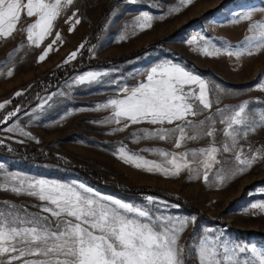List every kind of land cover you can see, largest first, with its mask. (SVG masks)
Wrapping results in <instances>:
<instances>
[{
  "label": "rangeland",
  "instance_id": "1",
  "mask_svg": "<svg viewBox=\"0 0 264 264\" xmlns=\"http://www.w3.org/2000/svg\"><path fill=\"white\" fill-rule=\"evenodd\" d=\"M173 8L180 10L173 12ZM260 9H264V0H192L187 6H182L180 0H136L134 4L128 3V0H74L54 22L52 34L39 47L29 45L22 31H17L8 39L0 38V103H11L15 93L23 94L38 77L70 65L84 50L89 59L103 60L128 55L156 43L152 49L135 59L90 67L65 76L54 90L41 95L32 107L16 112L7 122L0 123V145L7 146L8 150L13 147L37 148L87 167L115 183L161 190L218 221L207 220L172 201L153 197L166 214L188 218L190 221L195 218V222L189 223L183 232L180 243L211 228L217 233H223L232 243L255 247L257 251L264 253V211L251 208L253 203L264 202V159L255 162L244 173L219 184L211 174L210 181L205 183L202 177H190L187 170L173 178L149 174L123 163L114 155L121 144L129 151L140 152L146 159L157 162L161 159L158 155L140 150L157 148L179 153L207 147L213 142L220 148L225 142L222 133L224 125L219 124L220 117L215 114L216 108H224L226 105L234 107L249 101L254 113L264 112V91L257 87L264 82V49L239 58L227 54L210 57L199 51L205 46V41L200 40V36H204L210 45L218 48H222L225 43L238 46L246 35H250L247 31L250 22L233 21L249 10H256L253 21H262L264 12L259 11ZM73 12L77 13L80 23L70 33L69 27L72 25L65 21ZM142 12L153 17L151 27L142 31L137 28L133 34L131 23ZM33 19L22 18L18 27L25 28ZM56 32L61 34L62 42L53 44L46 59L37 62L44 49L53 43ZM121 35L126 38L121 40ZM192 37H197V40L189 44ZM81 44L84 45L83 48H80ZM77 49L79 51L75 59L65 64V59ZM167 61L180 64L211 82L214 89L211 96L213 108L195 119L213 116L218 130L214 138L189 141L182 148L176 149L174 141L142 140L133 143L130 139V134L139 129L159 126L139 124L132 125L123 132H112L117 125L100 123L111 115V110L96 111L98 104L115 98L119 87H131L143 81L144 76L138 73H144L155 64ZM9 69L13 72L10 77L7 75ZM87 72H102L107 75L98 83H73L77 76ZM216 85L224 91H215ZM49 96H52L51 100H48ZM45 101L48 103L45 104ZM10 103L0 109V121L9 114L5 109ZM13 126L22 128L34 139L20 135L19 131H5ZM239 144L245 153L249 152V146L252 150H264V128L249 133L246 138L239 140ZM219 155L230 160L233 157L232 153L222 151ZM0 165H3L0 172L63 183H83L97 193L124 202L146 204V197L129 199L103 191L78 175L51 163H28L26 166L31 167V171H27L18 159L0 155ZM0 201H11L17 205L38 203L28 196H17L8 191H0ZM164 204L168 205L167 209H164ZM248 232L252 234H247ZM192 264H196V261L193 260Z\"/></svg>",
  "mask_w": 264,
  "mask_h": 264
},
{
  "label": "snow or ice",
  "instance_id": "2",
  "mask_svg": "<svg viewBox=\"0 0 264 264\" xmlns=\"http://www.w3.org/2000/svg\"><path fill=\"white\" fill-rule=\"evenodd\" d=\"M191 2L180 0L182 6ZM73 3L74 0H0V38L8 39L22 31L29 45L39 47L52 34L54 22ZM128 3L134 4L136 0H128ZM179 10L172 9L173 12ZM259 11L264 12V9ZM255 12L246 11L233 21L250 22L247 29L250 35H246L238 46L225 43L218 48L200 36L205 46L199 51L210 57L227 54L239 58L264 49V20L253 21ZM25 17L34 19L21 29L18 26ZM152 19L147 12L135 17L131 23L133 34L137 28L141 31L150 28ZM65 22L71 23V33L80 19L73 12ZM125 38L120 36L121 40ZM196 40L197 37H192L189 44ZM57 41L62 42L59 32L37 62L46 59ZM83 47L81 44L80 48ZM78 51L70 53L64 63L75 59ZM138 74L144 76L143 81L135 86L119 87L115 98L97 105L96 111L111 110V115L100 123L117 125L112 132H123L139 124L159 126L139 129L130 134V139L133 143L174 141L176 149L189 141L216 136L217 121L213 116L195 119L213 108L214 89L210 81L171 61L157 63ZM7 75H13L11 69ZM106 75L87 72L77 76L73 83H98ZM257 87L264 91V82ZM215 91L222 93L224 90L216 85ZM21 94L15 93L16 96ZM51 99L49 96L48 100ZM8 103L10 101L0 103V109ZM215 114L220 117L219 124L224 125L225 142L220 148L213 142L207 147L179 153L157 148L140 150L158 155L161 159L157 162L146 159L140 152H131L121 144L114 155L123 163L149 174L173 178L187 170L190 177H202L205 183L210 181L211 174L217 183L223 184L264 159V150H252L249 146V152L245 153L239 144V140L249 133L264 128V112L254 113L250 102L244 101L238 106L216 108ZM15 115L16 112L9 113L0 123ZM5 131H19L20 135L34 139L18 126ZM221 151L232 153V159L221 158ZM2 169L3 165H0ZM0 191L38 201L21 205L0 201V264H192L193 260L196 264H264V253L255 247L232 243L223 233L211 228L180 243L183 232L195 218L190 221L166 214L151 196L146 197V204L138 205L97 193L83 183H63L6 172H0ZM163 207L167 209L168 205ZM251 208L264 211V202L253 203Z\"/></svg>",
  "mask_w": 264,
  "mask_h": 264
},
{
  "label": "trees",
  "instance_id": "3",
  "mask_svg": "<svg viewBox=\"0 0 264 264\" xmlns=\"http://www.w3.org/2000/svg\"><path fill=\"white\" fill-rule=\"evenodd\" d=\"M103 13V18H104ZM155 44H151L145 48L132 52L128 55L119 56L116 58H109L103 60L89 59L87 51L84 50L81 56L71 63L70 65H66L64 67L58 68L52 72L44 76H40L35 79L29 86V88L19 96H15L13 101L6 107V111L8 113L11 112H23L32 107L39 99V97L43 94L50 93L55 89L58 82H60L65 76L71 75L75 72L82 71L86 68L90 67H101L107 66L111 63H123L130 59H135L140 56L145 51H148L154 47ZM19 109V111H17ZM0 155L6 157H12L18 159L20 163L24 164V168L27 171H31V167L26 166V164L30 163H42L47 162L54 165H57L60 169H63L66 172L73 173L78 175L81 179L89 182L91 185L103 190L108 191L114 194H119L125 198L129 199H138L141 197H160L165 200L172 201L178 205H180L186 211L193 213L199 217H203L207 220L218 222L210 219L203 213L199 211L196 207H193L180 199L173 198L167 193L153 188L147 187H132L127 186L122 183H115L106 178H103L95 171L81 166L72 161L65 160L61 157L56 156L52 153H46L43 150H39L33 147H13L11 150L7 149V146L0 145ZM247 234H252L248 232Z\"/></svg>",
  "mask_w": 264,
  "mask_h": 264
}]
</instances>
